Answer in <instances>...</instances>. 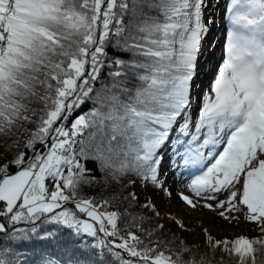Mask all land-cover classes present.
I'll use <instances>...</instances> for the list:
<instances>
[{"label": "snow or ice", "instance_id": "6c2138e0", "mask_svg": "<svg viewBox=\"0 0 264 264\" xmlns=\"http://www.w3.org/2000/svg\"><path fill=\"white\" fill-rule=\"evenodd\" d=\"M0 264H264V0H0Z\"/></svg>", "mask_w": 264, "mask_h": 264}, {"label": "rangeland", "instance_id": "374dc122", "mask_svg": "<svg viewBox=\"0 0 264 264\" xmlns=\"http://www.w3.org/2000/svg\"><path fill=\"white\" fill-rule=\"evenodd\" d=\"M225 4V0H221V8H223V5ZM221 12H218L217 13V17H216V23L214 25H217L215 28L221 26L223 23V21L220 19V16H221ZM213 25V26H214ZM214 35H215V38L217 39L218 37V32H216V29H215V32H214ZM211 67V64L207 65L204 69V71L207 73L208 72V69ZM201 81H203V87L205 90L208 89L209 87V84H210V76H205V75H202L201 76ZM170 182H171V178H170ZM179 190V189H177ZM157 202L158 203H161L159 201V199H157ZM161 207H163V204L161 203ZM175 208V201H173V210ZM210 230L213 232L214 235H221V234H226L228 236H232L234 233H240V232H244L246 231L245 227L244 226H241L240 228H230V227H226L224 222H217V223H214V224H209L208 225Z\"/></svg>", "mask_w": 264, "mask_h": 264}, {"label": "trees", "instance_id": "16d2710c", "mask_svg": "<svg viewBox=\"0 0 264 264\" xmlns=\"http://www.w3.org/2000/svg\"><path fill=\"white\" fill-rule=\"evenodd\" d=\"M109 54H110V55H116L117 53H113V52L110 51ZM87 107H88V106L86 105L85 108H84L83 110L86 111V110H87ZM86 191L88 192L89 195H92V194H93L91 190H86ZM223 236H228V235H226V234L217 235L218 238H221V237H223ZM229 237H231V236H229Z\"/></svg>", "mask_w": 264, "mask_h": 264}, {"label": "bare ground", "instance_id": "6f19581e", "mask_svg": "<svg viewBox=\"0 0 264 264\" xmlns=\"http://www.w3.org/2000/svg\"><path fill=\"white\" fill-rule=\"evenodd\" d=\"M224 4V3H223ZM221 24H223V23H221ZM218 25V24H217ZM217 25H214L213 27H216Z\"/></svg>", "mask_w": 264, "mask_h": 264}]
</instances>
